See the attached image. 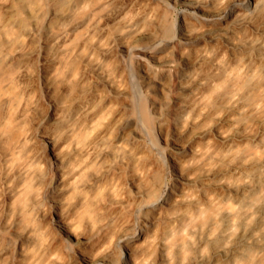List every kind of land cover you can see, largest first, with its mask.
Segmentation results:
<instances>
[{"label": "bare ground", "instance_id": "bare-ground-1", "mask_svg": "<svg viewBox=\"0 0 264 264\" xmlns=\"http://www.w3.org/2000/svg\"><path fill=\"white\" fill-rule=\"evenodd\" d=\"M257 40L262 0H0V264H262Z\"/></svg>", "mask_w": 264, "mask_h": 264}, {"label": "rangeland", "instance_id": "rangeland-1", "mask_svg": "<svg viewBox=\"0 0 264 264\" xmlns=\"http://www.w3.org/2000/svg\"><path fill=\"white\" fill-rule=\"evenodd\" d=\"M136 91H137L136 100H137L138 106L140 108V111L144 115V117L146 119H148V121H149L150 137L154 142L157 141L160 143L158 133L152 124V116L150 115L151 111L149 109L148 103L146 102V96L144 95V93H143V91L139 85L136 87ZM45 207H46V210H45L46 212H45L44 220H43V222H45L44 225L46 226V228H48L50 230L51 234L55 235L57 238L64 239L65 234L61 230L59 224L56 221L55 208H54L53 202L49 198L47 199V201L45 203ZM78 262H79V264H86L82 260H78Z\"/></svg>", "mask_w": 264, "mask_h": 264}, {"label": "clouds", "instance_id": "clouds-1", "mask_svg": "<svg viewBox=\"0 0 264 264\" xmlns=\"http://www.w3.org/2000/svg\"><path fill=\"white\" fill-rule=\"evenodd\" d=\"M262 2H264V0H262ZM256 43L261 44V41L257 40ZM261 46L264 47V44H261ZM73 79H74V77H73ZM254 107H256V108H264V100H262L260 104L254 105ZM258 118L261 120L262 124H264V111H261L259 113V117ZM257 155L260 157V159H264V155L259 154V153ZM249 162L250 161L248 159H245V160L242 161V163H244V164H247ZM230 163H235V160L230 161ZM212 167L213 168H218V167H220V165L216 164V165H212ZM261 179H264V176H262ZM227 182L228 181H221V183H227ZM233 223H235V221H233ZM216 227L218 228L219 226L217 225ZM235 231H236V229L233 228L232 232L234 233ZM215 234H216V232L213 231L212 232V236H215ZM237 264H247V262H239L238 261ZM262 264H264V262H262Z\"/></svg>", "mask_w": 264, "mask_h": 264}]
</instances>
